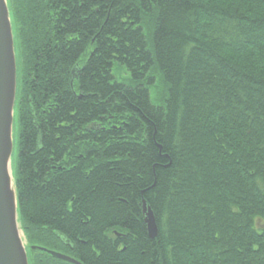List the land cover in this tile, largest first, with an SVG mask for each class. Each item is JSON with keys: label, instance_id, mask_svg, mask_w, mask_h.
Listing matches in <instances>:
<instances>
[{"label": "trees", "instance_id": "obj_1", "mask_svg": "<svg viewBox=\"0 0 264 264\" xmlns=\"http://www.w3.org/2000/svg\"><path fill=\"white\" fill-rule=\"evenodd\" d=\"M6 2L28 264H264V0Z\"/></svg>", "mask_w": 264, "mask_h": 264}, {"label": "water", "instance_id": "obj_2", "mask_svg": "<svg viewBox=\"0 0 264 264\" xmlns=\"http://www.w3.org/2000/svg\"><path fill=\"white\" fill-rule=\"evenodd\" d=\"M15 100L14 38L7 2L0 0V264H28L26 241L18 222L17 198L10 166ZM141 207L147 236L153 240L157 236L154 215L145 201H142ZM41 250L46 252L43 248ZM47 253L70 264H81L58 252Z\"/></svg>", "mask_w": 264, "mask_h": 264}, {"label": "rangeland", "instance_id": "obj_3", "mask_svg": "<svg viewBox=\"0 0 264 264\" xmlns=\"http://www.w3.org/2000/svg\"><path fill=\"white\" fill-rule=\"evenodd\" d=\"M122 72L123 71L120 69V67H117V69L114 72V76L117 80H122L126 76L125 73L123 75ZM151 98L154 103L153 94L151 95ZM12 143H13V148L10 157V166H11L12 175H14L16 170V159H17V126H16V115L14 116V114H13V125H12Z\"/></svg>", "mask_w": 264, "mask_h": 264}]
</instances>
